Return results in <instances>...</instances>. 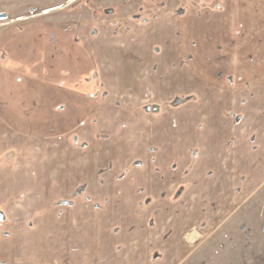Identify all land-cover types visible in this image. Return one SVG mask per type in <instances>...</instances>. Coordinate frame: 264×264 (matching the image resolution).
I'll use <instances>...</instances> for the list:
<instances>
[{
	"label": "crops",
	"instance_id": "0c3cea01",
	"mask_svg": "<svg viewBox=\"0 0 264 264\" xmlns=\"http://www.w3.org/2000/svg\"><path fill=\"white\" fill-rule=\"evenodd\" d=\"M161 7L0 23V264L25 247L6 216L41 200L49 235L100 230L67 264H181L264 183V0Z\"/></svg>",
	"mask_w": 264,
	"mask_h": 264
},
{
	"label": "rangeland",
	"instance_id": "374dc122",
	"mask_svg": "<svg viewBox=\"0 0 264 264\" xmlns=\"http://www.w3.org/2000/svg\"><path fill=\"white\" fill-rule=\"evenodd\" d=\"M166 1L167 0H0V14L6 15V18L0 20V23H9L11 18L27 17L33 13L49 12L55 9L61 10L58 15L64 17L63 19H66L65 14L69 17L71 15L72 17H87L96 14L99 20L102 16L104 17L112 14L130 15L138 18L143 16L150 17L153 15L156 16L163 9L161 6H164ZM189 1L191 2L192 0ZM57 96L63 98L62 104H67V98L70 94L67 93L66 95L63 93ZM151 109L153 112L157 111L156 105H151L150 110ZM78 115L79 113L73 114L72 122H77L79 119ZM39 132L40 134L46 132L49 134V132L52 133L56 131ZM41 152L43 155V151ZM5 163L6 162L3 164ZM42 174L43 173H41V175ZM1 178L2 172L0 170V181ZM47 182V180H43L42 184L36 185L37 190L48 192L50 190V185ZM56 183L55 187L57 192L76 191L73 187L67 188L66 185H63L65 182L61 180ZM88 188V190L100 191V184H89ZM0 190L5 191L4 183L3 186H1L0 183ZM6 190L21 191L23 187L21 183H15L10 185ZM34 191H36V189H34ZM250 192L249 197L233 211V214L228 217L226 221H223L214 231L207 234L195 244L186 260L181 264H264V183ZM43 203L44 200H41L40 207L34 211L36 214L32 215L30 212L28 214L31 215H16L11 212L9 216H6L8 219L7 223L12 227L17 226L19 231H6L5 234H9L10 236L17 235L20 240L23 241V246L25 245V247H20V249H18L20 254L15 260L17 262H12L10 264H67V262L72 260L71 254L74 255L75 250L81 248L78 245L82 244L84 248H81V251L84 250V252L81 256L78 255V259H85L88 256L85 255V251H89L90 254H93L100 249L98 247L100 242L96 244L94 241L95 239H100V230H97L96 226H91L90 229L88 228L82 233H76L69 227L70 231L65 230L64 222L61 221L62 224L60 225H51L53 234L49 235V218L44 214L45 207L43 208ZM60 219H63V217ZM35 228L40 229V231L37 232L39 237L36 236V234L34 235L35 232H31V230ZM27 231L30 232L27 234L25 233ZM51 237L54 239H51ZM37 240H39L36 245L38 251L31 247L28 248V243L31 245L32 242L36 243ZM78 241H80V243ZM53 242L57 245L56 251L58 256L50 258L48 254L50 248L49 244H54ZM52 246L53 245H51V247ZM32 251H35L34 262L32 260L33 258L31 260L27 258V252L31 254Z\"/></svg>",
	"mask_w": 264,
	"mask_h": 264
},
{
	"label": "water",
	"instance_id": "95a60500",
	"mask_svg": "<svg viewBox=\"0 0 264 264\" xmlns=\"http://www.w3.org/2000/svg\"><path fill=\"white\" fill-rule=\"evenodd\" d=\"M6 18L5 14H0V20H4Z\"/></svg>",
	"mask_w": 264,
	"mask_h": 264
}]
</instances>
